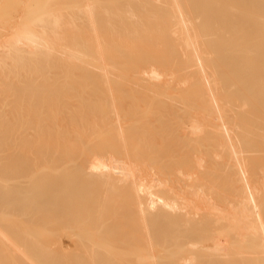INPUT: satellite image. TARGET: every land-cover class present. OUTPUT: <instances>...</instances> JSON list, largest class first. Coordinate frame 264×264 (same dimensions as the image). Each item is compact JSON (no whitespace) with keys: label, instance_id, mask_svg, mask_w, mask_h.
<instances>
[{"label":"bare ground","instance_id":"obj_1","mask_svg":"<svg viewBox=\"0 0 264 264\" xmlns=\"http://www.w3.org/2000/svg\"><path fill=\"white\" fill-rule=\"evenodd\" d=\"M0 264H264V0H0Z\"/></svg>","mask_w":264,"mask_h":264}]
</instances>
